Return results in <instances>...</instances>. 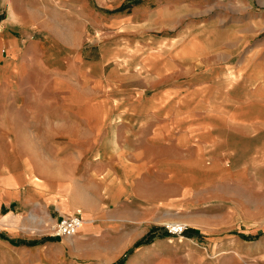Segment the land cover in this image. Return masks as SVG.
<instances>
[{"label": "crops", "instance_id": "0c3cea01", "mask_svg": "<svg viewBox=\"0 0 264 264\" xmlns=\"http://www.w3.org/2000/svg\"><path fill=\"white\" fill-rule=\"evenodd\" d=\"M130 2L0 0V264L250 258L229 187L264 184V42L232 54L191 39L154 55L139 42L130 64L160 90L111 98V34L162 10ZM75 213L73 235L49 233ZM170 220L187 226L180 243L165 244Z\"/></svg>", "mask_w": 264, "mask_h": 264}, {"label": "rangeland", "instance_id": "374dc122", "mask_svg": "<svg viewBox=\"0 0 264 264\" xmlns=\"http://www.w3.org/2000/svg\"><path fill=\"white\" fill-rule=\"evenodd\" d=\"M130 4L134 5L129 7V11L139 7L152 11L155 7H162V10L159 17L155 18L157 22L139 24L141 28H132L131 32L130 28L122 27L115 31L116 36L111 34V98L127 101L131 96H148L160 90L157 87L159 82L148 80L149 85L144 86L145 80L141 78L144 75L149 78L154 72H145V68L134 71L138 67L139 57L131 58L130 64L128 55H134L135 52L134 47L132 50L129 48L139 42L146 44L147 52L153 55L156 52L168 53L172 49L183 48L191 39L205 42L207 46L211 44L214 53L225 50L232 54L247 52L252 46L264 42V0H131ZM124 11L125 8L118 13ZM155 19L151 18V21ZM229 190L242 195V199L236 200L240 211L244 213L238 220V225L245 236H251L242 249L250 258H246L243 263L264 264V184L260 185V190L254 192L250 191L247 184L242 189L232 186ZM230 218L234 217H229V223ZM165 223L182 224L173 220ZM165 225H162L165 244L180 243L178 240L183 238L168 234ZM49 233L53 234V228ZM170 239L172 243L169 242ZM137 251V246L129 249L121 260ZM235 251L228 249L226 254L235 255ZM177 264L188 263L180 259Z\"/></svg>", "mask_w": 264, "mask_h": 264}, {"label": "built area", "instance_id": "2783aa9c", "mask_svg": "<svg viewBox=\"0 0 264 264\" xmlns=\"http://www.w3.org/2000/svg\"><path fill=\"white\" fill-rule=\"evenodd\" d=\"M82 219L78 213L63 217L55 222L53 225V235L62 237L73 235L80 227ZM166 231L170 235L182 237L187 226L184 224H167L165 225Z\"/></svg>", "mask_w": 264, "mask_h": 264}, {"label": "trees", "instance_id": "16d2710c", "mask_svg": "<svg viewBox=\"0 0 264 264\" xmlns=\"http://www.w3.org/2000/svg\"><path fill=\"white\" fill-rule=\"evenodd\" d=\"M146 241H147L146 239H144V240H140V241H138L137 243H135V246H138V245H140L141 243L146 242Z\"/></svg>", "mask_w": 264, "mask_h": 264}, {"label": "bare ground", "instance_id": "6f19581e", "mask_svg": "<svg viewBox=\"0 0 264 264\" xmlns=\"http://www.w3.org/2000/svg\"><path fill=\"white\" fill-rule=\"evenodd\" d=\"M173 224H177V223H173ZM180 224V223H179Z\"/></svg>", "mask_w": 264, "mask_h": 264}]
</instances>
